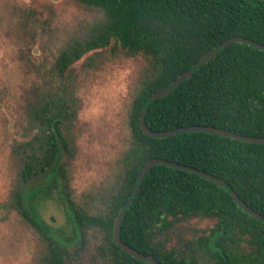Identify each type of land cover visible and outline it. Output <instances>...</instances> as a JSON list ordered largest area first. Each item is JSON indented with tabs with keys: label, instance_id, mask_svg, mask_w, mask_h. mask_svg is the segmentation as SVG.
<instances>
[{
	"label": "trees",
	"instance_id": "obj_1",
	"mask_svg": "<svg viewBox=\"0 0 264 264\" xmlns=\"http://www.w3.org/2000/svg\"><path fill=\"white\" fill-rule=\"evenodd\" d=\"M98 9L96 24L81 52L111 42L129 54L148 57L156 74L132 104L129 125L132 144L123 158L124 172L110 196L104 215L89 216L71 209L82 227L103 233L99 264H149L113 242V225L129 200L141 168L163 159L194 168L223 181L230 190L190 170L165 165L151 167L140 182L120 226L121 241L158 264H264V221L247 213L232 198L264 218V144L247 143L205 131H188L165 138L144 135L139 120L149 97L170 86L223 42L240 37L264 45V0H78ZM80 52V53H81ZM79 55L62 54L61 66ZM48 126L39 155L25 164L24 176L45 172L43 187L58 175L59 110L44 109ZM153 132L189 126H211L247 137H264V51L234 42L197 67L167 95L153 100L144 116ZM52 127V129H50ZM37 165V166H36ZM35 186L32 193L40 191ZM47 190L44 197L52 198ZM194 218L211 226L172 245L175 225ZM39 227V221L29 219ZM179 254V256L177 255ZM46 264H68V252L50 243Z\"/></svg>",
	"mask_w": 264,
	"mask_h": 264
},
{
	"label": "rangeland",
	"instance_id": "obj_2",
	"mask_svg": "<svg viewBox=\"0 0 264 264\" xmlns=\"http://www.w3.org/2000/svg\"><path fill=\"white\" fill-rule=\"evenodd\" d=\"M103 20L100 10L78 0H0V264H46L50 243L67 249L68 264L101 262L103 233L80 228L71 209L107 212L132 144V104L156 74L148 57L114 42L81 52ZM74 51L79 57L61 66V55ZM45 108L59 110L65 139L58 145L65 177L48 187L38 167L23 175L47 135ZM47 190L52 198L41 199ZM210 226L198 218L181 222L170 244Z\"/></svg>",
	"mask_w": 264,
	"mask_h": 264
},
{
	"label": "water",
	"instance_id": "obj_3",
	"mask_svg": "<svg viewBox=\"0 0 264 264\" xmlns=\"http://www.w3.org/2000/svg\"><path fill=\"white\" fill-rule=\"evenodd\" d=\"M234 42H242V43H245V44H249V45L254 46L257 49H260V50L264 51V45L256 43L254 41L243 39V38H240V37L232 38V39H229V40L223 42L218 48H216L213 51H211L208 54H206L204 56V58L202 60H200L196 64L195 67H193L190 70L182 73L178 78H176L172 82V84L170 86H168L167 88L152 94L149 97L147 103L144 106V109L142 110V114H141V117H140V120H139V126H140V129H141V131H142V133L144 135H147V136L152 137V138H165V137H168V136H171V135H174V134H177V133H182V132L205 131V132H209V133H212V134H218V135H221V136H224V137L233 138V139H236V140H239V141H244V142H247V143L264 144V137H247V136L237 135V134L226 132V131L220 130L219 128H215V127H211V126H200V125H198V126L180 127V128L166 130V131L153 132L152 130H150L147 127L146 122L144 120V116H145V113H146V108L148 107V105L153 100L158 99V98H162L165 95H167L179 83H181L182 81L186 80L194 72V70L197 67H199L200 65L204 64L210 58L214 57L219 50H221L222 48H224V47H226L229 44L234 43ZM158 164L169 166V167H173V168H178V169L190 170L191 172L201 174L205 179H208V180H211L213 182H216L220 187L225 188L227 190H230L229 187L223 181H221L219 179H216V178H214L213 176H211V175H209L207 173L200 172V171H198V170H196L194 168H190V167H187L185 165L173 163V162H170V161H167V160H163V159H158V158L149 160L141 168L140 173H139V175L137 177V182H136V184H135V186H134V188L132 190L131 196H130L129 200L127 201V203L121 208L118 216L116 217V219L114 221V225H113V242H114V244L118 248H120L123 251H125L126 253L130 254L133 258H135V259H137L139 261H145V262H147L149 264H158V263L153 258L141 255L138 252H135L128 245L124 244L121 241L119 231H120V226H121L122 220L124 218L125 212H126L128 206L130 205L131 200L134 198L135 194L138 192V190L140 188V182L142 181L144 175L146 174V172L151 167H153L155 165H158ZM231 195H232L233 201L237 205H239L244 210L245 213H247V214H249V215H251V216H253V217H255V218L259 219V220L264 221V218H262L260 215H258L257 213H255L254 211H252L251 209L246 207L241 202V200L237 197V195L234 192H231Z\"/></svg>",
	"mask_w": 264,
	"mask_h": 264
},
{
	"label": "flooded vegetation",
	"instance_id": "obj_4",
	"mask_svg": "<svg viewBox=\"0 0 264 264\" xmlns=\"http://www.w3.org/2000/svg\"><path fill=\"white\" fill-rule=\"evenodd\" d=\"M177 255L179 256V254H177ZM202 257H203V254H201V253L198 252V254H197L198 264H203V262L201 260Z\"/></svg>",
	"mask_w": 264,
	"mask_h": 264
}]
</instances>
